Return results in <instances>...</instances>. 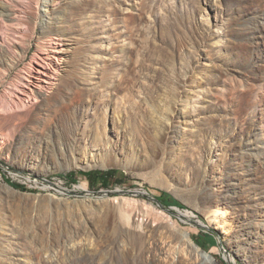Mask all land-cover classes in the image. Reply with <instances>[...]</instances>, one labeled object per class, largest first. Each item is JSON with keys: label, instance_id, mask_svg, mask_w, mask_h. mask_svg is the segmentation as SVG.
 <instances>
[{"label": "rangeland", "instance_id": "1", "mask_svg": "<svg viewBox=\"0 0 264 264\" xmlns=\"http://www.w3.org/2000/svg\"><path fill=\"white\" fill-rule=\"evenodd\" d=\"M193 244L264 264V0H0V264H203Z\"/></svg>", "mask_w": 264, "mask_h": 264}, {"label": "bare ground", "instance_id": "2", "mask_svg": "<svg viewBox=\"0 0 264 264\" xmlns=\"http://www.w3.org/2000/svg\"><path fill=\"white\" fill-rule=\"evenodd\" d=\"M54 50L55 51H51V53L58 52V50L56 49ZM41 61L43 64L37 63L38 66H40L41 68H35L34 72L29 75V77L26 79V82H24L23 84V89L21 91L28 98L30 97L37 98L40 95H42V93H44L48 89V86L52 85V80L54 79V76H55L54 74L58 72L57 71L58 69L56 67L59 65L58 58L52 56L51 54H48L47 61L46 62L44 60H41ZM31 170L35 171V169L33 168ZM14 193H18V192L15 191ZM185 238H187V240L191 242L189 235L187 233H185ZM192 246L202 256L203 261H204L203 264H217L213 256L209 255L207 252L200 249L195 244H193ZM230 256L235 257L233 255V252H232V255Z\"/></svg>", "mask_w": 264, "mask_h": 264}, {"label": "trees", "instance_id": "3", "mask_svg": "<svg viewBox=\"0 0 264 264\" xmlns=\"http://www.w3.org/2000/svg\"><path fill=\"white\" fill-rule=\"evenodd\" d=\"M112 175H113V172H103V173H101L100 177L104 180H108L109 177ZM7 183L9 185H11L12 187H14L15 189H22L23 190V188L20 185L15 184L12 181H7ZM195 241L202 248H206V246L209 243L214 244V242H215L214 239L209 235H203V238H201V240L196 239Z\"/></svg>", "mask_w": 264, "mask_h": 264}]
</instances>
